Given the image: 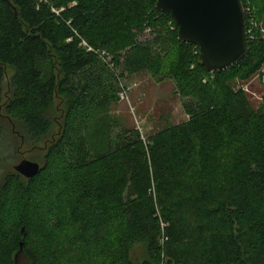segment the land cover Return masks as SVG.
<instances>
[{
	"label": "trees",
	"instance_id": "16d2710c",
	"mask_svg": "<svg viewBox=\"0 0 264 264\" xmlns=\"http://www.w3.org/2000/svg\"><path fill=\"white\" fill-rule=\"evenodd\" d=\"M242 2L248 28L259 25L264 0ZM156 3L0 0V122L41 136L56 96L68 100L40 173L0 182V264H134L132 245L147 239L141 264H264V102L254 111L231 86L262 76L264 39L257 27L248 56L210 74ZM160 70L189 119L95 149L90 123L118 101L117 78Z\"/></svg>",
	"mask_w": 264,
	"mask_h": 264
},
{
	"label": "rangeland",
	"instance_id": "374dc122",
	"mask_svg": "<svg viewBox=\"0 0 264 264\" xmlns=\"http://www.w3.org/2000/svg\"><path fill=\"white\" fill-rule=\"evenodd\" d=\"M257 27L261 38L264 39V18L259 25L253 26L254 29ZM106 60L110 62L108 56ZM58 68V64H55L54 69ZM57 73L61 75L60 70ZM12 74L13 72H9L10 78ZM115 74L118 76L119 72L115 71ZM261 74L262 76L256 75L248 82L234 81L231 85L235 91L242 90L246 93L254 111L259 110L264 102V68ZM117 79L118 101L110 109L97 113L90 123V141L95 149L103 148L110 136L114 139L123 130L137 129L146 140L189 119L184 109L189 99L181 97L175 82L164 71L142 72ZM4 92V102L8 104L12 98L10 83L5 84ZM67 101L63 95L56 96L53 105L45 111L49 131L41 136L25 133V139L21 138L22 135L16 137L13 132L17 128L20 129L19 119L12 118V124L18 126L14 129L8 119V122H0V127H3L0 138V182L13 174L15 166L23 160L44 165L51 150L59 145ZM16 114L19 115L18 112ZM3 116L7 117L5 110ZM17 132L19 133L18 130ZM155 241L156 239H147L132 245L130 249L132 262L141 264L147 260L148 248ZM21 264L28 263L22 260Z\"/></svg>",
	"mask_w": 264,
	"mask_h": 264
},
{
	"label": "water",
	"instance_id": "95a60500",
	"mask_svg": "<svg viewBox=\"0 0 264 264\" xmlns=\"http://www.w3.org/2000/svg\"><path fill=\"white\" fill-rule=\"evenodd\" d=\"M156 9L174 19L181 42L199 48V64L210 74L234 67L250 53L242 0H157ZM14 170L30 180L41 167L23 160Z\"/></svg>",
	"mask_w": 264,
	"mask_h": 264
},
{
	"label": "built area",
	"instance_id": "2783aa9c",
	"mask_svg": "<svg viewBox=\"0 0 264 264\" xmlns=\"http://www.w3.org/2000/svg\"><path fill=\"white\" fill-rule=\"evenodd\" d=\"M255 24H254V22H251L250 23V28H248V36H249V38H251L252 39V36H250L252 33H253V26H254Z\"/></svg>",
	"mask_w": 264,
	"mask_h": 264
}]
</instances>
